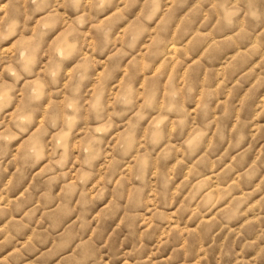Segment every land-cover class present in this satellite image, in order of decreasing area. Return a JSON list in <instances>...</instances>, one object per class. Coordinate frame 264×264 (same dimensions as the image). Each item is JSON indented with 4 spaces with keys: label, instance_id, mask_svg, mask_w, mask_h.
Masks as SVG:
<instances>
[{
    "label": "clouds",
    "instance_id": "clouds-1",
    "mask_svg": "<svg viewBox=\"0 0 264 264\" xmlns=\"http://www.w3.org/2000/svg\"><path fill=\"white\" fill-rule=\"evenodd\" d=\"M0 264H264V0H0Z\"/></svg>",
    "mask_w": 264,
    "mask_h": 264
}]
</instances>
